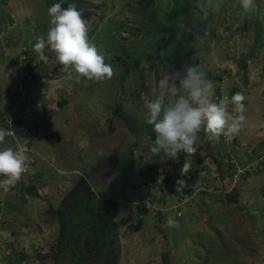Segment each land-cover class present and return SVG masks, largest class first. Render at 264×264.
Returning a JSON list of instances; mask_svg holds the SVG:
<instances>
[{
    "label": "rangeland",
    "instance_id": "374dc122",
    "mask_svg": "<svg viewBox=\"0 0 264 264\" xmlns=\"http://www.w3.org/2000/svg\"><path fill=\"white\" fill-rule=\"evenodd\" d=\"M100 3L88 7L89 38L115 74L77 82L53 72L55 53L46 48L45 63L33 50L51 26L48 0H0V128L9 129L0 150L27 140L29 156L25 186L1 187L0 264H51L56 226L42 217L49 206L59 205L80 175L96 193L111 190L120 215L131 213L136 221L131 231L122 226L118 232L120 264H263L264 0H256V9L246 15L238 0ZM178 61L206 74L215 102L243 92L245 120L234 144L210 139L205 130L198 134V152L209 159L187 185V194L152 188L157 196L144 199L141 181L154 173V165L160 168L173 159L150 151L155 134L145 121L142 96L151 94L167 71L178 70ZM115 107L138 122L135 133L114 117ZM228 110L234 113L231 103ZM211 154L232 157L238 173L231 184H223L229 177L221 182ZM176 166L167 168L178 173L174 181L181 176ZM28 176L36 180L33 201L25 197ZM157 176L159 183L166 173L157 169ZM237 187L240 202L227 204ZM169 218L179 227H169ZM9 246L24 256L4 257L11 253Z\"/></svg>",
    "mask_w": 264,
    "mask_h": 264
},
{
    "label": "clouds",
    "instance_id": "9594fccd",
    "mask_svg": "<svg viewBox=\"0 0 264 264\" xmlns=\"http://www.w3.org/2000/svg\"><path fill=\"white\" fill-rule=\"evenodd\" d=\"M238 3L242 15L252 13L257 7L256 0H238ZM48 15L51 26L46 34L37 38L33 46L40 61H48L45 52L47 48L55 53L57 61L62 65L61 71L74 77L77 82L81 78L103 81L114 76L113 67L105 62L104 54L89 38L90 26L83 10L78 9L74 3L68 4L66 8L61 3H54L48 9ZM212 87L211 81L197 65H183L182 70L167 71L150 90L151 94L142 96L146 109L145 121L152 126L155 134L150 151L154 155L163 152L167 158L173 159L160 168L156 165L153 168L160 169L162 174H171L174 178L178 173L167 171V168H175L177 165L176 172L180 170L181 176L173 183L176 191L182 193L187 185L191 186L187 180H195V175L183 177L195 169L197 162L194 155L199 150L198 134L205 130L210 139L222 137L234 143L233 137L240 133L245 120L243 92L235 93L228 102H215L211 98ZM229 103L234 106V113L229 112ZM8 131L0 128V144L5 142ZM27 153V140L18 143L15 148L9 146L0 150V177H4L0 179V187L5 191L20 182L29 161ZM177 156H180L183 163L176 160ZM167 225L179 227L172 218L167 220Z\"/></svg>",
    "mask_w": 264,
    "mask_h": 264
},
{
    "label": "trees",
    "instance_id": "16d2710c",
    "mask_svg": "<svg viewBox=\"0 0 264 264\" xmlns=\"http://www.w3.org/2000/svg\"><path fill=\"white\" fill-rule=\"evenodd\" d=\"M100 1L104 2V0H88L87 2L79 0L78 3H73L78 9L83 10V15L88 20V7L99 6L101 4ZM48 3L51 4V6L54 3H61V6L66 8L68 4L72 3V0H48ZM85 6L86 8H84ZM192 7H194L193 3ZM110 10L111 9L107 7L106 11L110 12ZM113 11H111V13H113ZM43 16L46 17L47 14ZM9 22L10 19L4 23L3 29L8 26ZM20 37L21 40L25 41L24 38H22V33L20 34ZM32 54H34V52ZM172 61L173 60H169V65L176 66L173 65L174 63ZM176 64L180 67L177 68L178 70H181L182 66L185 65L180 61ZM61 68L62 65H60L57 61L56 67L53 68V72L56 75H65L66 73L62 72ZM214 79H217L218 81L220 80V78ZM114 117L119 118V120H123L129 130L134 132L133 126H136L138 122L132 119L128 114H125L120 107H115ZM5 126L8 127V124L5 123ZM201 137L204 136L201 135ZM210 157L214 160L219 174L221 175V182L226 177H229L230 180H227L223 184H231L232 179H234V176L238 173V167L235 166L232 157L225 155L226 158L224 160L217 158L216 156L214 158L212 154ZM204 158V153L199 154V152H197V154L194 155V159H196V165L200 166V169L195 168L190 170L189 172L193 173L186 174L183 178H186L189 175L199 174L205 170L207 167L202 165ZM153 172L154 173L151 174V176H145L144 180L140 183V189L138 190L143 191L144 199L146 197L153 199L157 196V194L152 192V188H157L159 189V192H162V190L167 187L168 193L176 194V189L174 188L173 183L174 178L171 174L168 176L166 173L164 179L157 183V170L155 169ZM238 178H240V176H238ZM0 179H3V177H0ZM207 179H209V176H207ZM24 180L25 179L21 178L20 182H18L12 190H19L20 188H23V186H25ZM26 180L28 182V186L25 188V197H29V201H33L38 197V190H36V186H34L36 180L32 179L30 176H28ZM187 181H189L191 185L193 184V180ZM99 185L102 186V184ZM133 190L137 189L134 188ZM184 192L187 194L189 192V188H187ZM240 192L241 191L237 187L233 188L231 191L235 198H232L230 195L227 196L226 194L228 197L227 204H238V201L240 202ZM2 193L3 189L0 187V203H4L5 199L3 198ZM124 198L125 200L128 199L126 195ZM130 204L129 206H132ZM239 208L242 209L243 207ZM118 209L119 201L113 195L111 190L109 191L105 188L102 192L98 191L96 193L85 180L84 176H77L69 191H67V193L65 192L61 198L59 205L55 208L49 206L42 217L44 223L56 226V234L53 236V238L56 239L52 242L53 253L51 254V264H120L124 261L122 260L119 263L121 247L118 243V232L122 226H126L127 229L131 231L137 227V225L136 221L133 220V215H131V213L121 216ZM7 211L11 210L9 209ZM146 212L148 213V211ZM129 233L131 235V232ZM10 249H12L11 253L6 254L4 257H17L18 254H22L24 256L20 250H14L12 247ZM44 251H46V249H44ZM262 261L264 264V260Z\"/></svg>",
    "mask_w": 264,
    "mask_h": 264
},
{
    "label": "crops",
    "instance_id": "0c3cea01",
    "mask_svg": "<svg viewBox=\"0 0 264 264\" xmlns=\"http://www.w3.org/2000/svg\"><path fill=\"white\" fill-rule=\"evenodd\" d=\"M257 75V74H256ZM234 144V143H233Z\"/></svg>",
    "mask_w": 264,
    "mask_h": 264
}]
</instances>
